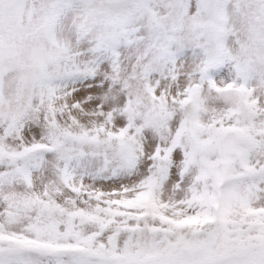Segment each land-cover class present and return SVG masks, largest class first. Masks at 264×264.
I'll use <instances>...</instances> for the list:
<instances>
[{
  "label": "snow or ice",
  "instance_id": "snow-or-ice-1",
  "mask_svg": "<svg viewBox=\"0 0 264 264\" xmlns=\"http://www.w3.org/2000/svg\"><path fill=\"white\" fill-rule=\"evenodd\" d=\"M0 264H264V0H0Z\"/></svg>",
  "mask_w": 264,
  "mask_h": 264
}]
</instances>
